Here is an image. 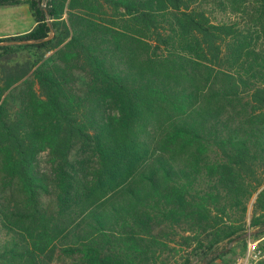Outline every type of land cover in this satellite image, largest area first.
I'll list each match as a JSON object with an SVG mask.
<instances>
[{
    "label": "trees",
    "instance_id": "1",
    "mask_svg": "<svg viewBox=\"0 0 264 264\" xmlns=\"http://www.w3.org/2000/svg\"><path fill=\"white\" fill-rule=\"evenodd\" d=\"M198 1L0 0L34 22L0 38L32 42L0 46V264H225L264 233V0Z\"/></svg>",
    "mask_w": 264,
    "mask_h": 264
},
{
    "label": "rangeland",
    "instance_id": "2",
    "mask_svg": "<svg viewBox=\"0 0 264 264\" xmlns=\"http://www.w3.org/2000/svg\"><path fill=\"white\" fill-rule=\"evenodd\" d=\"M217 1L218 0H201V1L199 0L198 2H200L201 8H203L205 11L210 13L209 15L212 18H219L220 13L218 11ZM33 25H34L33 19L31 17L29 8L26 4L0 7V36L6 34L7 37H12V36H16L19 34H23L29 31L33 27ZM0 43H8V42H0ZM14 45H17V44H9L8 46H14ZM0 46H7V45H0ZM34 53H35L34 50H26V49L18 50L15 54L16 60H17L16 62H18L19 64L23 62H27V60L30 62L33 59ZM50 54L51 53L49 54L46 53L44 59L48 58ZM45 161H46L45 153H40L37 158L39 169L41 170L45 169L46 167ZM261 236H264V233L256 237H252V236L250 237L251 239H256ZM248 238L249 237L245 238L244 248H242L241 245L235 246V243L232 245V247L234 246L233 247L234 253L233 255H227L224 258L225 264H233L234 259L237 256H240L244 253ZM261 244H264V240L261 242ZM260 263H264V260L260 259L259 261H257L256 264H260ZM213 264H222V262L217 260Z\"/></svg>",
    "mask_w": 264,
    "mask_h": 264
},
{
    "label": "built area",
    "instance_id": "3",
    "mask_svg": "<svg viewBox=\"0 0 264 264\" xmlns=\"http://www.w3.org/2000/svg\"><path fill=\"white\" fill-rule=\"evenodd\" d=\"M42 6H45L44 2H42ZM263 240L264 236L256 239L249 237L244 253L237 256L233 264H256L260 259L264 260V244H261Z\"/></svg>",
    "mask_w": 264,
    "mask_h": 264
},
{
    "label": "water",
    "instance_id": "4",
    "mask_svg": "<svg viewBox=\"0 0 264 264\" xmlns=\"http://www.w3.org/2000/svg\"><path fill=\"white\" fill-rule=\"evenodd\" d=\"M46 22H47L48 27L50 28V24L48 23L47 17H46ZM52 35H53V31L50 28L49 35L44 40H49L52 37ZM25 43H32V42L31 41H29V42L14 41V42H8V43H0V45H9V44H17V45H20V44H25ZM257 232H258L257 230H253V231H248V232L244 233L243 235H240L239 237H237L234 240H232L231 242H229V244L227 245L225 251H227L228 249H230L235 242H237L239 240H242V239H245L247 237L253 236ZM211 257H212V255H209L206 259H204L199 264H205L206 260L209 259V258H211Z\"/></svg>",
    "mask_w": 264,
    "mask_h": 264
},
{
    "label": "crops",
    "instance_id": "5",
    "mask_svg": "<svg viewBox=\"0 0 264 264\" xmlns=\"http://www.w3.org/2000/svg\"><path fill=\"white\" fill-rule=\"evenodd\" d=\"M4 37H7V35H6V34H4V35H1V36H0V38H4Z\"/></svg>",
    "mask_w": 264,
    "mask_h": 264
}]
</instances>
